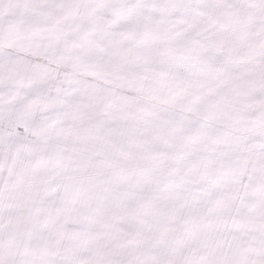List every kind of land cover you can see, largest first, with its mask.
Returning <instances> with one entry per match:
<instances>
[{
  "label": "snow or ice",
  "instance_id": "obj_1",
  "mask_svg": "<svg viewBox=\"0 0 264 264\" xmlns=\"http://www.w3.org/2000/svg\"><path fill=\"white\" fill-rule=\"evenodd\" d=\"M0 264H264V0H0Z\"/></svg>",
  "mask_w": 264,
  "mask_h": 264
}]
</instances>
